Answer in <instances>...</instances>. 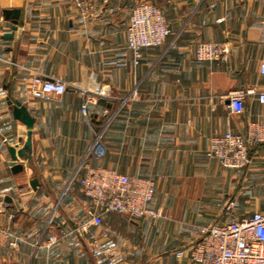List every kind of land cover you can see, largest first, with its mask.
<instances>
[{"label": "crops", "instance_id": "obj_1", "mask_svg": "<svg viewBox=\"0 0 264 264\" xmlns=\"http://www.w3.org/2000/svg\"><path fill=\"white\" fill-rule=\"evenodd\" d=\"M140 1L158 6L171 32L135 62L126 26ZM95 4V12L82 15L72 0H0V226L19 241L13 248L0 235V264H194L188 249L199 227L264 205V142L239 168L205 153L211 135L245 133L250 122H264V104L247 91L264 89V0ZM207 41L229 42L227 60H197L196 45ZM121 51L124 63L117 64ZM32 70L62 79L64 93L26 94L20 77ZM237 89L247 92L232 111ZM88 95L94 98L84 113ZM93 130H102L101 158L86 155ZM14 163L22 169L13 172ZM86 163L153 180L151 206L160 216L132 221L109 212L101 226L63 235L86 216L89 201L78 184ZM51 234L58 240L48 246Z\"/></svg>", "mask_w": 264, "mask_h": 264}, {"label": "built area", "instance_id": "obj_2", "mask_svg": "<svg viewBox=\"0 0 264 264\" xmlns=\"http://www.w3.org/2000/svg\"><path fill=\"white\" fill-rule=\"evenodd\" d=\"M82 15L96 11L95 0H72ZM171 30L163 11L148 1H140L130 11L126 26V48L132 53L134 61L145 47L163 44ZM231 45L227 41L200 42L194 49L197 60L225 61ZM121 51L115 62L124 63ZM259 72L264 75V59L259 63ZM24 92L33 98H50L59 96L66 89L60 78L45 77L38 71H29L21 75ZM248 92L256 93L257 100L264 104V89ZM237 89L231 92L229 106L232 111L241 109V101L247 92ZM96 95H102L98 89ZM94 98L88 95L81 105L85 113L87 102ZM264 142V122H250L245 133L225 131L211 135L206 155L216 158L224 167L239 168L250 162V149ZM106 148L102 140V130H93L92 141L86 155L101 158ZM84 171L78 176V184L89 201L85 209V218L72 231L86 232L91 226L99 227L106 213H123L132 221L145 218L154 219L160 211L151 206L155 193V183L148 177L129 175L115 168L102 165H83ZM1 202V201H0ZM234 201L229 200L225 209L231 208ZM13 218L14 214H9ZM9 240L8 245L18 247V238L9 228L0 226V235ZM58 240L51 234L47 239L50 246ZM97 245V243H96ZM194 264H264V205L250 215L240 219L228 220L199 227V237L188 249ZM108 259L104 264H112Z\"/></svg>", "mask_w": 264, "mask_h": 264}, {"label": "water", "instance_id": "obj_3", "mask_svg": "<svg viewBox=\"0 0 264 264\" xmlns=\"http://www.w3.org/2000/svg\"><path fill=\"white\" fill-rule=\"evenodd\" d=\"M10 102H11V101L9 100V103H10ZM13 108H14V110H15L16 112H18L19 115L22 114V119H23L25 122L31 124V122H32V120H33L31 117H29L26 113H24V112H23L21 109H19L16 105H14ZM22 108H23V110H24V107H22ZM21 112H23V113H21ZM30 152H31V132L28 131V132H27V140L25 141V143H24V145H23V154L27 155V154H29ZM12 158H13L14 160L17 159L16 155H13ZM11 169H12L13 172L20 171V170L22 169V164H20V163H14V164L11 166ZM29 183H30L31 187H32L33 189H35L36 186H37V184H38V179H37L36 177H33L32 179H30ZM4 199L7 200V198H4Z\"/></svg>", "mask_w": 264, "mask_h": 264}]
</instances>
